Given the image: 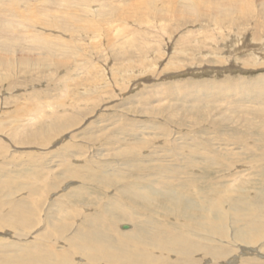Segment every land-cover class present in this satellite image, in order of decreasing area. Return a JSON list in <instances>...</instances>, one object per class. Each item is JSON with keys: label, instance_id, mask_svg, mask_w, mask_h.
I'll return each instance as SVG.
<instances>
[{"label": "rangeland", "instance_id": "374dc122", "mask_svg": "<svg viewBox=\"0 0 264 264\" xmlns=\"http://www.w3.org/2000/svg\"><path fill=\"white\" fill-rule=\"evenodd\" d=\"M252 40L264 0H0V264H264Z\"/></svg>", "mask_w": 264, "mask_h": 264}, {"label": "bare ground", "instance_id": "6f19581e", "mask_svg": "<svg viewBox=\"0 0 264 264\" xmlns=\"http://www.w3.org/2000/svg\"><path fill=\"white\" fill-rule=\"evenodd\" d=\"M30 1V0H29ZM94 2V1H93ZM92 2V3H93ZM96 3V2H95ZM88 6H90V5H88ZM82 7H83V5H82ZM86 7V6H85ZM94 9H95V7H94ZM15 10V9H14ZM92 10V9H91ZM13 12V11H12ZM91 12V11H90ZM18 14V13H17ZM93 14V13H92ZM4 15V14H3ZM23 19V18H22ZM24 22H22V24H23ZM26 23V22H25ZM27 27V26H26ZM26 29V28H25ZM229 40V39H228ZM20 41V40H19ZM229 41H231V40H229ZM261 41V40H260ZM263 41V40H262ZM222 42V41H221ZM234 42L235 41H233V44H234ZM246 43H248V44H245V47H247V48H252V49H254L255 50V52L256 53H254L258 58H260V59H262L261 60V62H263L264 61V41L263 42H257L258 43V45H257V43H256V45L254 44V40H252V42L253 43H249L248 41H245ZM224 43V42H223ZM227 43V42H226ZM225 43V44H226ZM38 44V43H37ZM231 44V43H230ZM241 44V43H240ZM243 44V43H242ZM228 45H229V43H228ZM235 45V44H234ZM234 45H231V46H234ZM230 46V47H231ZM239 47L240 46H237L236 45V51H234L236 54H237V50H240L239 49ZM241 48H243V46L241 47ZM226 49V48H225ZM258 50V51H257ZM201 51V50H200ZM197 52V51H196ZM229 52V51H228ZM230 53H232V51L230 52ZM229 53V54H230ZM261 62H258V60H256V58L254 59V63H261ZM236 63V62H235ZM249 63V62H248ZM247 63V64H248ZM264 63V62H263ZM250 64V63H249ZM192 82V81H191ZM242 87V86H241ZM246 88H247V86H245ZM197 88V87H196ZM252 88H253V86H252ZM240 89V88H239ZM238 89V90H239ZM242 89V88H241ZM247 89H249V88H247ZM180 90H183V89H180ZM214 90V89H213ZM256 90H257V88H256ZM263 90V89H262ZM215 91H216V89H215ZM215 91H213V92H215ZM223 91V90H222ZM233 92H235V91H233ZM246 92V91H245ZM183 93H184V91H183ZM242 93V92H241ZM252 93V92H251ZM259 93H260V91H259ZM262 94H263V92H261ZM187 94V93H186ZM215 94H217V93H215ZM236 94H238V93H236ZM246 94V93H245ZM249 94V93H248ZM226 95H228L227 93H226ZM234 95V94H233ZM255 95V94H254ZM207 96V95H206ZM248 96V95H247ZM258 96V95H257ZM218 97H220L221 98V96H218ZM243 97H245V96H243ZM248 97H250V96H248ZM252 97V96H251ZM256 97V96H255ZM224 98V97H223ZM242 98V97H241ZM264 98V97H263ZM228 99V98H227ZM233 99H235V98H233ZM258 99H259V97H258ZM214 100V99H213ZM261 100V99H260ZM259 100V101H260ZM263 100V99H262ZM230 102V101H229ZM251 102V101H250ZM231 103V102H230ZM229 103V104H230ZM233 103V102H232ZM244 103V102H243ZM220 104V103H219ZM228 104V103H227ZM221 106V105H220ZM223 106H225V105H223ZM230 106H231V104H230ZM229 106V107H230ZM233 106H235V105H233ZM204 107V106H203ZM212 108V107H211ZM213 109H214V106H213ZM132 135V134H131ZM152 138V137H151ZM180 149V148H179ZM199 150V149H198ZM164 154V153H163ZM181 154H182V152H181ZM194 154V153H193ZM203 154H205V153H203ZM198 156V155H197ZM150 159V158H149ZM164 159V158H163ZM178 160V159H177ZM182 161V160H181ZM185 164V163H184ZM124 226V225H123ZM122 226V227H123ZM130 227V226H129ZM98 229L99 228H97L95 231H93V233L90 235V236H87V237H85V240L87 241V240H89V241H93V242H95V241H98L101 237H105L106 236V233H104V232H100V229H99V232H98ZM122 229V228H121ZM123 231V230H122ZM124 231H126V229L124 230ZM124 233V232H123ZM145 236V235H144ZM95 240V241H94ZM136 240H138L139 242H144L145 241V239H143L142 238V235L140 236V237H138V238H136ZM135 241V240H134ZM92 242V243H93ZM188 250V249H187ZM229 260V259H228Z\"/></svg>", "mask_w": 264, "mask_h": 264}, {"label": "water", "instance_id": "95a60500", "mask_svg": "<svg viewBox=\"0 0 264 264\" xmlns=\"http://www.w3.org/2000/svg\"><path fill=\"white\" fill-rule=\"evenodd\" d=\"M123 229H129L127 226H123Z\"/></svg>", "mask_w": 264, "mask_h": 264}]
</instances>
